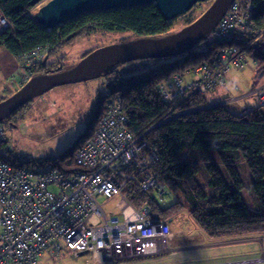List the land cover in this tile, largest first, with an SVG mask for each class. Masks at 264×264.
<instances>
[{
  "label": "trees",
  "instance_id": "1",
  "mask_svg": "<svg viewBox=\"0 0 264 264\" xmlns=\"http://www.w3.org/2000/svg\"><path fill=\"white\" fill-rule=\"evenodd\" d=\"M42 1L0 0V10L9 21L0 32V49L5 48L17 58L37 47L47 52L46 59L43 56L32 64L31 76L65 69L47 60L74 39L95 30L127 32L135 37L173 33L154 3L82 12L70 21L46 29L31 15L32 9ZM254 5L256 10L251 19L264 29V0H254ZM234 42H220L212 34L206 35L188 52L162 58L170 60L132 79H123L117 72L119 64L125 62L110 68L101 75L113 76L106 83L109 93L107 97L97 96L87 130L64 152L44 161L51 162V169L77 171L79 168L71 163L74 152L94 134L109 95L116 94L129 119L128 130L133 136L145 134L144 141L158 154L150 171L176 199L171 205L162 206L152 191L134 188L128 197L135 206L147 200L155 220H165L185 207L201 230L215 239L264 233V106L241 109L237 114L227 105H213L210 94L194 92L177 106L162 103L157 94L159 81L167 76L184 75L192 66L211 64L220 49L237 43ZM245 51L255 62L256 70H263L264 33L256 42L249 43ZM32 101L18 107L4 121L22 119ZM170 111L187 112L168 118ZM4 159L10 163L12 160L14 168L28 167L34 161L13 156ZM244 189L253 196L254 212L241 196Z\"/></svg>",
  "mask_w": 264,
  "mask_h": 264
},
{
  "label": "built area",
  "instance_id": "2",
  "mask_svg": "<svg viewBox=\"0 0 264 264\" xmlns=\"http://www.w3.org/2000/svg\"><path fill=\"white\" fill-rule=\"evenodd\" d=\"M226 10L210 34L217 41L237 43L220 49L211 64L187 69L184 75L194 76L189 82H183L180 74L159 81L157 94L162 103L177 106L194 92L214 93L225 88L228 71L255 67L245 51L264 33L251 19L254 0H233ZM8 25L0 10V32ZM41 50L37 47L18 58L24 63L37 61L42 58ZM249 95L264 106V84L243 95L227 93L213 105L238 104ZM104 108L94 134L74 152L71 163L79 169L71 173L56 168L42 172L14 168L4 159L6 128L0 122V264H38L46 251L55 256L62 250L74 256L85 251L96 264H121L172 252L170 223L155 220L147 200L135 206L128 197L134 188L152 191L160 204L170 194L150 171L158 154L144 141L145 134L133 136L128 130L120 96L110 94ZM185 112L170 111L168 118ZM114 199V214H108L104 206Z\"/></svg>",
  "mask_w": 264,
  "mask_h": 264
},
{
  "label": "rangeland",
  "instance_id": "3",
  "mask_svg": "<svg viewBox=\"0 0 264 264\" xmlns=\"http://www.w3.org/2000/svg\"><path fill=\"white\" fill-rule=\"evenodd\" d=\"M213 0L200 1L193 5L187 13L177 16L169 22L170 32L188 25V22L195 20L207 9ZM43 0L31 11V15L46 3ZM137 38L131 33L116 31L95 30L93 33L84 34L74 39L71 44L62 47L55 56L49 57L47 62H52L55 66L70 68L75 65L85 54L93 51L96 47L106 46L111 43L126 42ZM93 49V50H92ZM42 57L47 58L46 50H41ZM249 60L253 63L252 58ZM170 59H142L133 60L119 64L117 72L121 73L123 79H132L139 75L146 74L164 65ZM37 61L26 62L17 58L19 71L15 73L17 78L21 77V84L16 86L13 92L9 93L6 87L0 93V98L10 96L17 88L25 83L27 76L30 78L33 69L32 64ZM247 81L252 82L257 75L264 73L256 71V67L246 66L243 70ZM19 73V74H18ZM194 76L182 75L183 82H189ZM4 78H0L4 82ZM113 76H100L97 79L85 80V82H73V84H62L50 89V91L33 98L25 111L22 119L14 121H4L6 128V153L5 158L11 156L22 161L34 160L27 164L29 170L42 172L51 168V162L44 161L52 159L70 147L87 130L88 123L93 115V106L97 102V96L107 97L109 93L106 83L109 84ZM27 82V81H26ZM254 84V83H252ZM230 110L238 113L239 110L234 105H230ZM96 126H94L95 129ZM93 132V131H92ZM84 141L80 144L82 145ZM78 148V147H77ZM185 155V152L182 153ZM13 161L11 160V163ZM244 202L249 209L254 212L253 196L250 190H242ZM175 196L169 194L161 201L162 206H169L175 201ZM102 199L98 202L102 203ZM104 206L106 213L114 214V203ZM111 211V212H108ZM170 222L172 239L168 246L174 251L161 257L151 259H140V261H128L121 264H221L233 261H248L245 264H264V233L244 237L220 238L222 241L243 240L250 238L255 240L243 242H232V244L217 246L215 239L208 237L205 232L195 223L189 211L184 207L173 216L165 219ZM174 247H178L175 248ZM259 258V259H257ZM250 261V262H249ZM38 264H96L92 261L88 252L82 251L74 256L71 251L62 250L58 256L46 251L38 258Z\"/></svg>",
  "mask_w": 264,
  "mask_h": 264
},
{
  "label": "water",
  "instance_id": "4",
  "mask_svg": "<svg viewBox=\"0 0 264 264\" xmlns=\"http://www.w3.org/2000/svg\"><path fill=\"white\" fill-rule=\"evenodd\" d=\"M207 0H47L33 17L46 29L78 17L82 12L127 8L154 3L167 21L187 13L193 5ZM233 0H213L210 6L188 25L160 37L141 36L130 41L96 47L68 69L31 76L15 93L0 101V122L31 99L53 87L85 82L100 77L121 62L175 57L188 52L197 41L209 35Z\"/></svg>",
  "mask_w": 264,
  "mask_h": 264
},
{
  "label": "crops",
  "instance_id": "5",
  "mask_svg": "<svg viewBox=\"0 0 264 264\" xmlns=\"http://www.w3.org/2000/svg\"><path fill=\"white\" fill-rule=\"evenodd\" d=\"M18 69L20 68L19 65L17 64V57L10 54L5 48L0 49V78L5 79L3 80L4 82H1L2 84H0V93H2L5 89H7L9 93H11L13 92L16 86H19L21 84V77L19 76V78H17L16 77L17 75L15 74L19 71ZM225 80H226V84L224 89L217 90L214 93L210 94L212 103L217 102V100L224 98V96H226L227 93L236 96L243 95L248 93L252 89L256 88L257 86H260V84H264V73L257 75L254 81L249 82L247 81L244 72L240 70H236V71L230 70L226 73ZM4 87L6 88L4 89ZM230 105H234L235 108L239 110L238 111L239 113L241 109H250L253 107H257L258 102L254 95H249V97L243 98L238 104L230 103L227 106L230 107ZM215 244L216 247L221 245H227L222 243L221 239L215 240ZM174 248H178V247H174Z\"/></svg>",
  "mask_w": 264,
  "mask_h": 264
}]
</instances>
